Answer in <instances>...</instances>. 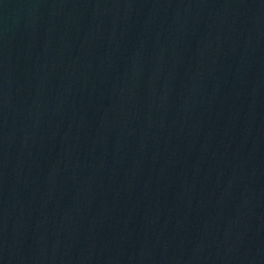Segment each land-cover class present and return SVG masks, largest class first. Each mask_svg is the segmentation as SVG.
I'll return each mask as SVG.
<instances>
[{
    "label": "water",
    "instance_id": "obj_1",
    "mask_svg": "<svg viewBox=\"0 0 264 264\" xmlns=\"http://www.w3.org/2000/svg\"><path fill=\"white\" fill-rule=\"evenodd\" d=\"M0 264H264V0H0Z\"/></svg>",
    "mask_w": 264,
    "mask_h": 264
}]
</instances>
